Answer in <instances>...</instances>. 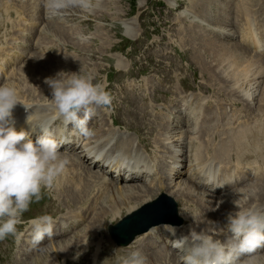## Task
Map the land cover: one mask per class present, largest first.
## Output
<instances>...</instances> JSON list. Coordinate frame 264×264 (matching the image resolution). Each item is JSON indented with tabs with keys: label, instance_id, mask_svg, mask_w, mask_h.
<instances>
[{
	"label": "rangeland",
	"instance_id": "1",
	"mask_svg": "<svg viewBox=\"0 0 264 264\" xmlns=\"http://www.w3.org/2000/svg\"><path fill=\"white\" fill-rule=\"evenodd\" d=\"M131 1L132 0H105L101 4L102 9L101 10L97 9L96 11H94L93 12L94 15H92V17H86L87 15H85V19L88 18V20H89L88 21L89 26H88V30H87V32H88L87 36H89L90 34H95V35L100 34V40L101 41L102 40L104 41V39H107L109 41L108 43L101 42L102 44H100L99 47H98V44H99L98 41L90 42V47L87 46V48H86L85 46H83V50L86 53V55H87V50H92L94 52V53L92 52L91 54H89V58H87V59H89V62L91 64L90 65L91 69H94L95 67L99 68V69H96L97 78L98 77L103 78V75L105 74V71L103 69H107V71H109V77H108L109 83L107 84L103 80V82H105V84H106V90L109 91L111 93V95H113L114 93H117L120 90L119 89L120 85L125 86V85H128L130 83H135V84L139 83L140 84L141 80H142V78H140V77L144 76L147 71H148V74L144 79H150L152 77H156L157 70L163 69L164 71L168 72L169 76H171L174 81H175V78H188L194 84H197L198 82H200L202 84V86H204L208 89V92H206L208 97H214V98L220 99V100H227L228 95H226V93H219L220 95H218V93H217L218 87L214 86L215 81L212 80V75H216V76H220V75L219 74L217 75L216 74L217 72H214L213 74L209 72L210 67L214 68L210 63L207 62L210 60L209 56L207 55V54H209V50H203L204 51L203 57L205 56V58H204L205 60H204V59H202L201 55L199 54L200 53L199 48L201 46V41L206 42L212 37L215 38L214 33H212L211 31H215V30H219V29L222 30L224 28L231 29V26L233 24V20H232L233 18H231L232 17V7H231L232 3H230L231 6L229 7V9L228 8L226 9V10H229V12H226V13L231 18L230 19L228 17V19L231 20L232 24L226 25L225 23L219 24V23H222L223 21H225L223 19H225L227 17V15L222 12V7L225 4L224 3L225 0H181L185 4H191L195 1H197L195 4V7L200 6V7L205 8V10H202V9L196 10L199 13L200 18L195 19L193 21L192 20H185L184 21L183 17H178L181 12L170 10V6H168L167 10H164L165 6L173 4V2L178 1V0H154L152 2V4L147 3L146 0H135L134 5ZM206 1H207V4H206ZM155 3H157V4H155ZM159 3H163L164 6L163 7L160 6ZM226 6H228V4ZM238 8L239 7L237 4L236 10ZM71 10H73L74 12H77V13L87 14V13L82 12L78 8H73ZM71 10H68V12L70 11L69 13H71ZM215 10H216V14H215ZM218 11L219 12L221 11L220 12L221 14L218 13ZM135 12H136V15L133 16L135 14ZM229 13H231V14H229ZM137 15L139 16L137 19L139 26L132 28L134 30V34H136L137 37H140L137 40L136 52L131 57V59L128 58V59L121 60L126 67L125 71L115 72L112 68L114 63L108 64L105 60L108 57L109 53L119 52L121 50V47H122L121 46L122 39H127L124 37V36L127 37V35H125L127 27H125V29H123L122 25H121L122 23H124V22H122V21H124L123 19H125V20L126 19L127 20H136ZM119 17H120V19L122 18V20H116V21L111 20V19H115V18H119ZM36 19H38V17ZM36 19H35V21H37ZM75 19L78 21L83 20V19H80L78 17H76ZM65 26L69 27L70 30H72V33H78V34H74L73 37H70L69 39H64V41L66 43L70 44L71 42L75 41L74 36L75 35H81V33L77 30L72 29L71 26H68V25H65ZM96 29H98V30H96ZM128 29L133 31L130 28H128ZM188 29H189V31H188ZM50 30L52 32H54L52 29H50ZM64 30H65V28H64ZM123 31H124V36H123ZM192 33H193V35L194 34L196 35L195 39L192 36H190ZM56 35H57V33L54 32V36H56ZM59 37H62V36H59ZM36 42L34 43V45L35 46H37V44H38V46L41 45L40 46L41 51L44 48L48 49V47H47L48 45H50V46L52 45L51 43L45 44L44 40H40V39L37 40ZM219 42L220 41H218V43ZM225 43H226V41L220 42L219 46L223 47L222 45H225V46L231 47L233 49V45H226ZM53 45L57 46V44H53ZM43 46H44V48H43ZM37 47H35L34 52L37 49ZM96 48H98L100 55H102V53L104 52V49H106V48H109V49L107 50V52L103 56L100 57L95 51ZM174 48L178 49L180 51L176 55L173 54ZM196 49H197V51H199V53H197V54H195ZM41 51H40V53H41ZM169 52H171V54H169ZM94 54L97 56V58H93ZM235 54H237L236 51H235ZM43 55H41V56H43ZM33 56H35V55L32 54L30 58L32 59ZM246 56H247V54H246ZM246 56L244 57V59L246 58ZM248 57H249V59L246 62L247 65L245 63L244 64L247 67H249L251 69V71L248 70L249 71V72H247V74L249 73L248 75L245 74V75H243V77L239 76V78L240 77L241 78H240V80H239V78L237 79V83H238V81H241V82H239L238 85L234 86L236 88H234V87H232V88H233V90L237 89V93H239L242 90L244 91V93H246L247 89H248L247 92L250 93L252 91V88H253V91H252L253 95L254 96L258 95V97L256 96L254 99H252L250 97L251 100H248L247 98H245L247 105H244L246 102L243 99H239V100L241 101L242 105H244L245 107H251L254 105L255 106L254 110H255V108L257 106L256 104H258L257 101L259 100L257 98L261 97V92L263 91L264 79L260 80L259 77L264 74V62L261 63V65H263V67H262L260 64H257L258 60L260 59L258 56L251 54V53L250 54L248 53ZM85 58L86 57H81V59H85ZM90 58H92V59H90ZM10 60H11V62H9L7 64V66L13 67L12 64H13L14 60L12 57L10 58ZM249 60L251 62H249ZM27 61L30 62V59L26 60L25 63H27ZM34 61H36V60H34ZM77 61H78L77 62L78 64L76 63L77 66L81 65L82 62L85 63L84 60H77ZM237 61H241L238 54H237ZM206 62H207V64H206ZM68 63H69V65H66L65 68H63V69L58 68V69H56V72L55 71H51V72L55 73L54 75H57V72L59 70H65L66 71V69H70V71H71L72 69H74V67H76L72 62L69 61ZM19 64H22V62ZM68 66H71V68H69ZM257 66L262 67L261 70L263 72L260 75L259 74L257 75V73H254V70L256 69ZM79 68H80L81 72L84 73L85 69H82L81 67H79ZM114 68L116 70H122V69H118L120 67H118L117 61L114 65ZM44 69L47 70V68H44ZM80 70L77 72H74V73H79ZM39 73H40V71H39ZM23 75H26L24 70H23ZM202 76H204V77H202ZM251 76H252V78H251V80L250 79L248 80V84H247L246 80H247V78H249ZM245 77H246V79H245ZM47 78H55V76L53 77V76L48 75L47 77H43V78L41 77V80H38L37 77L35 76L33 78V80H31L34 85H36V86L38 85L37 91L39 93L48 92L49 85L45 83V80ZM126 78H131L132 80H126ZM25 79H26L25 83L30 84V80L28 78H26V76H25ZM241 79L245 80V82ZM12 80L14 82L16 81L15 83L17 86H19L18 88H22L21 84L18 83L19 82L18 80H15V79H12ZM259 80L261 82L263 81L261 83L262 88L260 87L261 85H260ZM168 82H169V80L164 78L160 81V84L163 85V84L168 83ZM256 82H258V83H256ZM243 83H244V85H243ZM250 83H251V86H250ZM255 83H256V86H253V85H255ZM242 85L243 86L248 85L247 86L248 88L247 89L242 88ZM225 89L227 91L230 90V88H228L227 86L225 87ZM238 90H240V91H238ZM257 90H258V92H257ZM157 92H158V89H154V93L156 94ZM30 94H32V95H30ZM24 95H27L28 97H30V99H34L36 97L37 98L39 97V95L34 94V91L32 92V90H29V93H24ZM49 96H52V95H49ZM238 97L239 96L236 95L235 98H238ZM153 101L157 102V101H159V99L154 95ZM189 101H190V103H196V105L198 106L199 99L197 97H194L193 99H191ZM253 101H254V104H253ZM234 102H236V100L233 101V105H234ZM250 102L252 104L251 106H250ZM239 105H237V106H239ZM175 106H176V104H175ZM118 111L123 112L125 114V116L131 118L133 121H135L136 123H138L140 125L139 127L136 128V133H135L136 141H137V138H138V140H140V137H138L139 135H146L147 137H151L157 131V129H159V131H160V135H159V139H158L159 142L161 143L160 140H162V139L165 140V142L167 141L166 143L164 142L165 144L161 143V145H163L165 148H171V144L176 143L175 146L177 145V147L180 148L179 149V151L181 150L180 152L178 150L174 151V155H173L172 159H173V161L174 160L175 161L172 162V164L171 163L167 164L168 167L166 169L167 170L169 169V170L167 171L166 176L169 177V179L171 180V184H169L168 182H165V183L167 185V188L173 186V188H172L173 190H171V192H177V194L175 196L184 197L183 194L187 193V190H185V188H186L185 184H186V180L188 179V177L186 180H181V179H182V175H185L190 171L189 167L187 169H185L186 168L185 162H189V159H188L189 153L191 154L190 158H191L192 162L194 161L193 160L194 152H192V151L202 149L201 145L203 144V141H202L203 138H201L199 136V134H198V138H194L191 136H185V135L183 136L181 128H182V125H184V124H195V126L198 127V129H199V127H200L199 125H201L203 123V121L202 122L200 121L199 123H197V121H196L197 112L182 113L180 111V109L178 108L179 114H183L182 119L176 126L171 127V125H168L164 122V120L160 114H154L153 115L148 110V108L145 104L144 98H138L136 96H128V95H124L122 97L121 107L118 108ZM224 113H226V111H224L223 113H221V112H219L218 114L216 113L215 114L216 118L213 117V114H207L202 118V120L208 118V120H210V122L208 124L209 127L215 126V124L218 121L220 122L221 119L223 117H225ZM251 114L253 115V112H251ZM143 115H144V117H143ZM214 119H216V120H214ZM123 120H126V119L123 117ZM212 120H214V122H213L214 124L212 123ZM256 121L257 120H255V122H252V123H249L246 121V122L240 124L237 129L224 131L225 132L224 136L226 137L227 135H229V134H231L237 130H241V128L245 124H248V125L253 124V126H255ZM102 123L104 124V126H107V128H109L110 123L108 125L104 122H102ZM121 123L126 128H131V126L129 124H126L123 121ZM259 123L260 124L262 123V125H263L264 121L259 122ZM165 126H167V129H165ZM219 126H220V124H219ZM226 126H229V123H227ZM149 127L153 128V131L151 134L147 133V129ZM220 127L217 128V126H216L215 129L219 130ZM109 129H111L112 132L115 133L113 135V136H115L117 133V128L111 126ZM163 129L168 130L169 132L163 133ZM211 131L212 130H210V132ZM216 131L214 130V134H216L215 133ZM210 132H209V134L211 135ZM179 133H180V135H178ZM165 134H168V136H166ZM173 135H175V136H173ZM163 136H165V137L163 138ZM171 136L174 137V138H172V140H171ZM178 136L180 139L178 138ZM176 137L178 138L177 140H175ZM186 137H188L189 140L191 139L189 142H191L192 145L189 143L191 150L188 151V149H189V147H188L187 152H186L187 154L185 153V155H183L184 157H182L181 154H182V152L184 153V148H182L183 145L179 144L180 142H178V141H181V143H182V140H184ZM118 138L127 139L130 142V145L132 144L131 139L129 137L124 138V137L120 136ZM196 139H199V141H200L199 145L200 146L194 144V141ZM206 143H208V142H206ZM143 145H146L147 147L144 148ZM140 146L143 148V150L147 151L148 148L150 147V143L147 141ZM214 147H217V145L212 146V149ZM221 152L223 154H225L224 150L218 148L217 156L222 157L223 154H221ZM218 153H220V154H218ZM211 154L212 155L214 154L213 150H210L209 155H211ZM228 157L229 156H226V154L223 155L222 159L224 160V162H226L228 160L227 159ZM251 159H255L256 162L264 164V154L259 155L258 158L253 157ZM248 160H250V159H248ZM178 161H180V163ZM158 163H159V165L165 164L162 161H160ZM169 166L170 167L172 166V168L170 169ZM249 166H251V165H248V167ZM193 167H194V163H193ZM239 167H241L242 170L244 169L243 166L239 165ZM257 167H259V166H257ZM225 168L226 167H224L223 169H225ZM166 169L160 170V171H166ZM223 169H222V175H224ZM246 170L250 171L251 169L249 167V169L246 168ZM196 171L197 170L194 167L192 172L196 173ZM259 171L261 172L260 174L264 176V170H262L261 167H259ZM91 172H94V171L91 170ZM249 173L250 172H248L247 174H244V176L248 175ZM167 174H171L172 176L171 175L168 176ZM166 176H165V181H167ZM177 180H179V182H176ZM157 181H158L157 184L160 182V184H158L159 186H161L163 184V180L158 179ZM192 181L195 182L194 180H192ZM214 181H215V179H214ZM214 181H213V184H214ZM223 181H225V179H223ZM216 183H220V181L215 182V184ZM195 184L197 185V188L200 185V183H197V182H195ZM131 185L137 187L139 184L134 183ZM175 186L179 187V189L175 190V188H176ZM200 186H203V185H200ZM181 187H183L182 190L180 189ZM137 188L141 189L144 192L147 188H150V187H147L145 190H143L145 188V186L139 185ZM204 188L206 189L207 192L210 190V192H208V193H211L212 191H214V190H211L210 188L205 187V186H204ZM123 190H124V187H122V191ZM179 191H182V194L179 195ZM135 192L139 193L141 191H135ZM195 192H196V194H195ZM202 192H204V191H202ZM202 192L195 190L193 192V194L196 195V197H197V195H199L201 203L205 205L206 201H204L202 199V194H203ZM144 193H146V195H145L146 200L148 199L149 196H151L153 194L151 188L149 189V192H144ZM214 193H215V195H214L213 199H215L216 201H219V200L223 201L224 200V195H222L223 194L222 192L218 193V195H216V192H214ZM225 193H227V192H225ZM230 193H231L232 200L234 199V197H236L237 198L236 200H238L239 191H237V193H236V191L234 190V191H230ZM71 200H72V202H76L72 198H71ZM202 201H204V202H202ZM241 201L242 200L240 199V204L242 203L241 205H243L244 203ZM185 202H186V200H183V204ZM128 203H130V201H128ZM228 204H230V203H228ZM190 210H191V212L195 213L194 208L190 209ZM196 213L198 214L199 211L197 210ZM121 214H122V212L119 210V214L116 216H112V219H115L116 217L120 216ZM210 215H212V216L205 217L206 220H204V222L200 223L199 225L193 224V226L194 227H200L202 229L205 225L210 223L213 215L217 219L222 216V214H218V215L217 214H210ZM221 222H223V220H221ZM211 225L214 226V223H212ZM212 229L213 228H211L209 230V234L211 233L212 235H215L216 231H213ZM218 239H220L221 241H224L223 236L221 238H218ZM124 250H127V249L126 248L123 250L119 249L117 251V253L120 256H123L120 252L124 251ZM52 253L60 255L57 252H52ZM113 262L115 264H117V259L115 258L113 260Z\"/></svg>",
	"mask_w": 264,
	"mask_h": 264
},
{
	"label": "clouds",
	"instance_id": "2",
	"mask_svg": "<svg viewBox=\"0 0 264 264\" xmlns=\"http://www.w3.org/2000/svg\"><path fill=\"white\" fill-rule=\"evenodd\" d=\"M102 0H45L47 14L63 17L69 9L78 8L91 14L101 7ZM86 41L87 37H81ZM52 90L50 100L56 117L65 125H72L84 137L95 133L89 122L98 107L110 108L113 97L106 84L95 72L64 73L47 78ZM19 102L14 87L0 85V241L9 236L19 239L17 226L32 202L42 198L44 190L58 185L69 164L61 152L64 140H57L40 126L42 135L33 142L24 130L17 132L10 126L12 112ZM27 110L28 107L25 106ZM32 115L27 117L31 123ZM247 199V196L243 197ZM239 209L227 217L226 240L221 241L206 231L190 229L188 235L176 236L171 226V247L182 253L183 264H264V208L241 207L240 199L234 201ZM35 242L53 235L55 219L44 214L29 221ZM117 264H147V257L139 249L116 258Z\"/></svg>",
	"mask_w": 264,
	"mask_h": 264
},
{
	"label": "bare ground",
	"instance_id": "3",
	"mask_svg": "<svg viewBox=\"0 0 264 264\" xmlns=\"http://www.w3.org/2000/svg\"><path fill=\"white\" fill-rule=\"evenodd\" d=\"M38 3H39V0H34L35 8H38ZM224 3L225 4L222 7V12L225 13L227 15V17L225 19H223L225 21H223L222 23H219V24H223V23H225L226 25L232 24L231 20L228 19V17H229L228 14L226 13V12H229V10H226V9L227 8L229 9V7L231 6L230 5L231 0H225ZM227 4H228V6H226ZM238 7H239V4H238ZM236 11L240 12L239 9H237ZM220 12L218 11V13H220ZM229 14H231V13H229ZM7 15L9 16L10 13L8 12ZM37 17H38V19H36L37 21H34L32 23L33 26H35V24H37L36 27H34L35 30H37V27L43 23V24H45V27H47L49 30L52 29L55 33H57L56 36H62L61 38L63 40L69 39L70 37H73L74 34H78V33H72V30H70L69 27L65 26L67 24H65L64 22H62L59 19H56L57 22H53L52 20L54 18L50 17L47 14V12H45V11H42V13H39ZM20 20H23V18H20ZM68 26H70V25H68ZM64 28H65V30H64ZM125 35H127L128 38H133V36H134L132 31L129 30L128 28H126ZM190 36H192L194 39L196 38V35L195 34L193 35V33ZM241 39H243V41H245L246 43H249L250 45H252L255 49H262L261 52L263 54V57L258 56L260 59L257 62V64L261 65V63L264 62V46H262L258 40L253 39L249 33L241 32ZM219 43L217 41V38H214V37L210 38L206 42L201 41V46L199 48L200 53L196 49L195 54L199 53L201 55L202 59H204L205 56L203 57V54H204L203 50H209V54H207V55L209 56L210 60L207 62L210 63L214 67V68L210 67L209 72L212 74L214 72H217L216 74L217 75L219 74L221 76L220 77V76L212 75V80L217 81L218 83H220L222 85H225L227 82L229 84V87L232 88V87L238 85L239 82H241V81H238V83H237V79L239 78V76L243 77V75H245V74L248 75L249 74V73L247 74V72H249L248 70L251 71V69L246 66L247 65L246 62H244V57L246 56V54H248V52L236 44H233V49H232L231 47H227L225 45H222L223 47H220ZM37 46H38V44H37ZM37 46L33 45V48L35 49V47H37ZM40 46H38L37 49L35 50V52L33 53L35 56H33L32 59L29 58L30 62H33L34 60H38L40 58H44V59L48 58L46 55H43L45 52H47L48 49H45L43 46V48L45 50L43 49L41 51ZM40 51H41V53H40ZM235 51L238 54V56L240 57L241 61H237V54H235ZM2 52L3 51L0 50V61H2L3 63H5L7 65L9 62H11V60H10L11 57L7 58L6 54H3ZM2 55H4V57H1ZM41 55H43V56H41ZM54 60L57 62H61L62 64L59 65L58 67H56L54 62L52 61V59L51 58L48 59L47 63L51 64L53 66V69L50 70L49 75L53 76V77H54L55 73H52L51 71L56 72V69H58V68L63 69V68H65L66 65H69V63H68L69 61L64 62L60 58H54ZM25 62L26 61L22 62V64H24ZM28 62L29 61H27V63ZM207 62H206V64H207ZM249 62H251V61L249 60ZM19 63H20L19 61H17V62L14 61L12 65L17 66ZM117 63H118V67H120L118 69L124 68V65L120 62V60H117ZM261 66L263 67V65H261ZM261 66L260 67L257 66L256 69L254 70V73H257V75L258 74L260 75L263 72L261 70L262 69ZM9 67H11V66H9ZM68 67L71 68V66H68ZM74 68H76V67H74ZM240 78H239V80H240ZM251 78H252V76H251ZM245 79H246V77H245ZM241 80H243V79H241ZM243 81L245 82V80H243ZM256 83H258V82H256ZM256 83L253 86H256ZM243 85H244V83H243ZM260 85H261V83H260ZM250 86H251V83H250ZM17 87H19V86H17ZM252 90H253V88H252ZM238 91H240V90H238ZM247 91H248V89H247ZM247 91L245 93V95H246L245 98H247L249 100V98L251 97V94H249ZM24 93H29V90L24 91ZM30 95H32V94H30ZM36 95H38V94H36ZM257 97H258V95H257ZM257 99H259L257 101L258 104H256L257 106H256L255 110H252L254 119L257 117H264V85H263V91L261 92V97L257 98ZM239 104L240 103L238 101L234 102V106H237ZM52 112L54 114H56L54 107L52 108ZM43 115L49 117V113H47V112H43ZM143 117H144V115H143ZM213 117L216 118L215 114H213ZM109 119H110V126H109V128H110L111 126H113L112 124L114 123V120L111 119L110 116H109ZM202 121H203V123L201 125H199L200 126L199 129H198V127H196V133L199 134V136L201 138H203L204 135H207V134L209 135L210 130H212L210 132L212 137L216 138L219 136L216 132H215L216 134H214V130L215 131L217 130V129H215V127L216 126H217V128L220 127L219 121L216 123L217 125L215 124V126L210 125L211 127H209V125H208L210 122V120H208V118L201 120V122ZM255 124H256L255 126H253V124H251V125L245 124L241 128V130H237V131L227 135L226 137H224V139H221L220 142L217 144V147H214L213 149H212V146H216V145L203 142V144L201 145L202 146L201 150L192 151V152H194L193 163H194L195 169L197 171H199V173H202L206 178H208V180L212 179L211 185L206 184L203 186L208 187L214 191H212L211 193H208V192H210V190L208 192L207 191L202 192L203 193L202 199L204 201H206L205 205L201 203L200 199L199 200H193V198L196 196L193 194V192L195 190H198V188H197V185L195 184V182H193L188 177V179H187L188 181L185 184L186 185L185 190H187V193L183 194L184 198L186 199V202L184 204L183 203L182 204H183V206L186 207V209L188 211L190 209H193V208L195 209V213L197 212V210L199 211L198 222L194 225H199L200 223L204 222V220H206L205 217L212 216L210 214H217V215L222 214V216L217 219L213 215L210 223L205 225L202 229L200 227H194L193 224H189L190 229H195L197 232L206 231L209 233V230L211 228H213V226L211 224L214 223V228H213L214 230L213 231H216V234L214 235V237L217 239L221 238L222 236H223V239L226 238V231L225 230L227 228V223H226L227 217L230 213H234L238 210V208L236 207V205L234 203V201H236L237 198L234 197V199L232 200V198H231L232 192L230 193V190H232V191L235 190L236 193H237V191H239L238 197L242 200L241 202L244 203L242 205V207L246 206L249 203H253V202L264 203V176L260 174L261 172L259 171V167L249 166L251 170L250 171L248 170V172H250V173L248 175H246L247 180L253 181L252 180L253 175H256V179H255V182L248 183V184H246V186H242V184L244 183V177L245 176L241 177V178L237 177L234 180V182L223 181L224 183H216L215 184V182H217V181H214V175L216 172V165H219L220 163H225L224 160L222 159L223 155L226 154V156H229L234 161H236L238 164L234 167V169L241 171L242 168L239 167V165L242 162H245L248 159H251L253 157L258 158L259 155L264 154V124L263 125H262V123L261 124L255 123ZM109 128L96 130L95 138H97L98 142H96L92 146L91 150H89L86 153L84 150L79 151L80 148H84L87 151V145H84L83 143H81L79 146L78 145L67 146L64 149H69L71 152L79 151V153L73 154L72 157L74 155H76V156L78 155L77 157L80 158V160L81 159L83 160L84 167L86 169L85 173L88 174L89 178L93 181V184L100 190L99 194L101 196H103L105 198V200L112 203V206H110L113 209L112 216H116L119 214V209L114 207L115 195L116 194H122L124 191L128 192V195H132V192H130L129 189L134 190V191H142L141 189L137 188L139 185L137 187H135V186H132L131 184H134V183L136 184L137 182L144 181L143 180L144 176L142 174H140L139 171H137V169L141 166L140 162H134L131 164L126 163L123 168H120L122 166V164H124V163H122V160H124V159L129 160L132 158L131 150L133 147H132V144L130 145V142L127 139L118 138L115 141V143L108 149L109 152L119 151V154L117 156H113V158L111 160L113 162V164H110L106 161V158L108 157V155L97 154L96 150L106 147L107 138L109 136H113L115 134ZM165 129H167V126H165ZM152 131H153L152 127H149L147 129L148 134H151ZM167 132H169V131L163 129V133H167ZM223 134L225 135V132H223ZM165 135L168 136V134H165ZM178 135H180V133ZM173 136H175V135H173ZM173 136H171V140H172V138H174ZM164 137L165 136H163V138ZM178 138H179V136H178ZM190 140L188 137H186L184 140H182V143H181V141H178V142H180L179 144L183 145L182 148H184V153L182 152V154H181L182 157H184L183 155H185V153L187 152L188 147L190 149V145H189V143L191 144V142H189ZM160 141L163 144H165L167 142V141L165 142V140H163V139ZM137 144L142 145V144H140V140H138V138H137ZM143 147L146 148L147 146L143 145ZM218 148L224 150V152H225V154H223L221 152V154H223L222 157L217 156ZM189 149H188V151H189ZM210 150H213V152H214L213 155L212 154L209 155ZM218 154H220V153H218ZM94 156H97V160L92 159V157H94ZM135 156H136V154H135ZM70 160H72V158ZM178 162L180 163V161H178ZM106 163H108V164L106 165ZM171 164H172V162H171ZM167 167H168L167 164L166 165L165 164L159 165V163L157 164V169L159 171L165 170ZM106 168H109V171H106ZM171 168H172V166L170 167V169ZM91 170L94 172H91ZM228 171H229V169H227V168L223 169L224 175H222V177L226 176V174H228ZM167 175L169 176L171 174H167ZM111 179L114 181V185H112L110 187V190H109L108 188H109ZM213 181H214V184H213ZM165 182H168L169 184H171V180L169 179V177H167V181H165ZM188 183H191V184H188ZM158 184H160V182ZM119 185H122V186L119 187ZM218 186H222L223 189H219ZM238 186H240V187L238 188ZM122 187H124L123 191H122ZM175 187H177V186H175ZM172 188H173V186L168 187V191H169V196L174 198V196L177 194V192H171V190H173ZM149 189L150 188H147L144 192H149ZM214 192H216V195H218V193L222 192L223 193L222 195H224V200L223 201L219 200L220 201L219 202V201H216L215 199H213V197L215 195ZM225 192H227V193H225ZM135 193L137 194V192H135ZM245 196H247V199H243V197H245ZM70 197L76 201V199L73 195H71ZM139 200L140 199H138V201ZM138 201H136L134 203V205L127 207L125 209L126 212L128 213V212L133 211L137 207ZM204 201H202V202H204ZM228 203H230L231 205ZM102 217H104V215H102ZM221 220H223V222H221ZM174 228L177 230V232H176L177 237H179L180 235H188L189 231H190V229H185L183 227H174ZM174 238L175 237H173L171 235V233L169 231H167V227H165L163 225L157 226V227L150 229L148 232L138 236L129 246L125 247L127 250L121 251L120 253L122 255H127L129 252L139 249L147 257V264H154V262L159 263V264H175V256H174V253L170 251L172 247H171L170 243L168 242L169 240L174 239ZM120 250H123V249H120Z\"/></svg>",
	"mask_w": 264,
	"mask_h": 264
}]
</instances>
